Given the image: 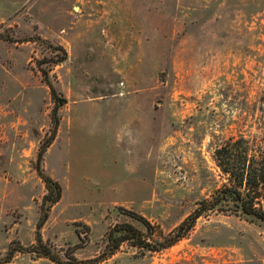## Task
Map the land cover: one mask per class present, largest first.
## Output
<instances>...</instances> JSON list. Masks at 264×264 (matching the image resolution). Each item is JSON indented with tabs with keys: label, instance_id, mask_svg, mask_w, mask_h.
I'll return each instance as SVG.
<instances>
[{
	"label": "rangeland",
	"instance_id": "374dc122",
	"mask_svg": "<svg viewBox=\"0 0 264 264\" xmlns=\"http://www.w3.org/2000/svg\"><path fill=\"white\" fill-rule=\"evenodd\" d=\"M48 44L66 52L50 77L67 101L41 162L62 187L41 236L61 257H96L117 223L143 231L128 213L160 240L226 183L220 144L264 139V0H0V257L13 241L35 244ZM100 264H264V231L208 212L170 248L124 244Z\"/></svg>",
	"mask_w": 264,
	"mask_h": 264
},
{
	"label": "trees",
	"instance_id": "16d2710c",
	"mask_svg": "<svg viewBox=\"0 0 264 264\" xmlns=\"http://www.w3.org/2000/svg\"><path fill=\"white\" fill-rule=\"evenodd\" d=\"M1 39L9 41L7 36ZM12 41V40H10ZM53 53L37 62L42 81L49 88L53 108L51 111V133L42 143L35 162V170L45 185L46 193L39 205V217L35 225V244L23 246L13 241L0 257V264H8L17 254H30L51 261L54 264H100L109 260L124 244L146 252H159L170 248L184 238L193 228L196 218L208 213L219 212L233 215L261 227L264 231V139L260 142L243 135L229 137L214 150V161L226 183L214 191L210 198L203 199L193 214L189 215L174 231L153 240L154 227L143 217L128 213L143 227L140 230L130 223H117L108 227L103 236V248L94 258L79 260L73 248H66L63 257L45 241L41 230L49 218L51 208L62 196L58 181L47 175L41 167L43 155L53 142L60 123V110L66 104L65 96L53 85L52 67L66 60V52L60 46L48 44ZM88 229V228H84Z\"/></svg>",
	"mask_w": 264,
	"mask_h": 264
}]
</instances>
